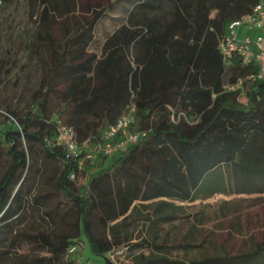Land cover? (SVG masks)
Here are the masks:
<instances>
[{"label": "trees", "instance_id": "16d2710c", "mask_svg": "<svg viewBox=\"0 0 264 264\" xmlns=\"http://www.w3.org/2000/svg\"><path fill=\"white\" fill-rule=\"evenodd\" d=\"M117 1L30 0L41 4L37 50L48 77L28 99L24 120L9 111L10 126L0 130V163L9 158L0 176V264H79L84 240L102 264H117L109 254L121 248L133 264H264V234L236 254L173 257L174 248L207 241V215L194 216L182 244L163 234L160 224L174 219L169 216L154 219L144 233L110 232L142 194L264 186V80H248L257 66L237 56L226 65L220 50L230 25L263 0H133L127 24L107 37L101 55L90 52L97 24ZM56 17L64 19L61 42L51 32ZM59 74L68 79L61 90ZM55 96L59 106L52 105ZM132 106L133 129L143 135L113 156L80 167L83 154L72 158L55 143L61 122L75 130L80 146H91ZM45 162L57 165L51 190L35 187ZM219 209L223 217L236 214L232 231L243 230L237 208ZM26 246L39 248L38 255L22 253Z\"/></svg>", "mask_w": 264, "mask_h": 264}, {"label": "rangeland", "instance_id": "374dc122", "mask_svg": "<svg viewBox=\"0 0 264 264\" xmlns=\"http://www.w3.org/2000/svg\"><path fill=\"white\" fill-rule=\"evenodd\" d=\"M133 6V0L117 1L114 9L107 12L97 24L90 52L101 55L105 40L120 26L127 24ZM40 10L41 4L35 2L32 5L30 0L0 3V130L10 126L6 119L9 111L16 112L17 118L24 120V107L28 99L44 83L43 79L48 77L37 50L41 40L39 36H44V28L38 18ZM79 16L76 15V18L79 19ZM63 20L62 17H56L51 25V32L59 42L64 41L66 35ZM73 20L70 24L72 31L75 29ZM67 84V77L59 74L57 89H64ZM244 91L246 93L247 88ZM245 93L240 97L242 102H247ZM60 103L61 99L55 96L52 105L59 106ZM37 148L39 152L41 149ZM8 163L7 157L0 163V176ZM41 169L43 176L36 178L35 187L53 189L57 165L45 162ZM221 206L238 209L243 229L241 232L232 231V221L236 214L231 211L227 217H223L219 209ZM196 215L209 217L204 225L208 234L207 241L201 243L200 239L193 248H174L171 252L173 257L188 261L207 256H224L227 253L236 254L240 250L249 249L251 238L261 242L264 234V186H234L211 195L142 194L129 201L125 215L111 223L110 232L120 233L135 228L139 233H144L154 219L169 216L174 219L160 224L163 234L169 240H177L182 244V238L195 224ZM30 218L33 219L32 216ZM38 251L36 246H26L21 252L37 256ZM143 252L149 251L145 249ZM77 256L81 264L103 263V258L92 253L87 240L79 246ZM132 260V255L126 253L118 258L117 264H131Z\"/></svg>", "mask_w": 264, "mask_h": 264}, {"label": "built area", "instance_id": "2783aa9c", "mask_svg": "<svg viewBox=\"0 0 264 264\" xmlns=\"http://www.w3.org/2000/svg\"><path fill=\"white\" fill-rule=\"evenodd\" d=\"M243 30H253L255 33L251 35L248 32L244 33ZM220 50L226 65H229L237 56L244 65L255 64L257 66V73L248 76V80H264V0L255 7L252 13L230 25L228 34L220 42ZM241 84L242 81L229 89L240 88ZM135 112V106L130 107L104 131L101 140L91 146L86 143L83 147L80 146L75 130L60 122L55 143L64 146L72 158H79L83 154V159L78 162L80 167L84 160L94 161L101 155L113 156L141 139L143 134L133 129ZM72 178H75V174ZM76 251L77 247H72L69 253L73 254ZM125 254L126 249L121 248L110 253L109 257L117 263L118 258Z\"/></svg>", "mask_w": 264, "mask_h": 264}, {"label": "crops", "instance_id": "0c3cea01", "mask_svg": "<svg viewBox=\"0 0 264 264\" xmlns=\"http://www.w3.org/2000/svg\"><path fill=\"white\" fill-rule=\"evenodd\" d=\"M243 31H244V30H243ZM246 32H248V33L251 34V35H254V33H255L253 30H250V31H249V30H245L244 33H246ZM135 241H137V240H135ZM147 250H148V249H147ZM148 251H149V250H148ZM144 253H145V252H144ZM145 254L148 255L149 252H148V253H145ZM131 264H133V260H132V263H131Z\"/></svg>", "mask_w": 264, "mask_h": 264}]
</instances>
